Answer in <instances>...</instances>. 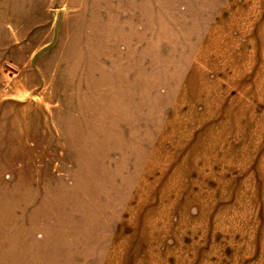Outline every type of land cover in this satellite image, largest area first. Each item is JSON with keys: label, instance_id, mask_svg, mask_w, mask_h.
Returning <instances> with one entry per match:
<instances>
[{"label": "rangeland", "instance_id": "obj_1", "mask_svg": "<svg viewBox=\"0 0 264 264\" xmlns=\"http://www.w3.org/2000/svg\"><path fill=\"white\" fill-rule=\"evenodd\" d=\"M0 264H264V0H0Z\"/></svg>", "mask_w": 264, "mask_h": 264}]
</instances>
